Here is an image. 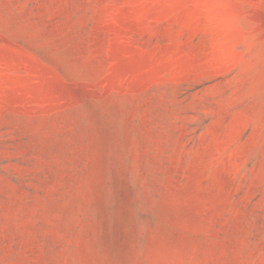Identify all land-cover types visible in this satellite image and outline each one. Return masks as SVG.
I'll return each mask as SVG.
<instances>
[{"label": "rangeland", "instance_id": "rangeland-1", "mask_svg": "<svg viewBox=\"0 0 264 264\" xmlns=\"http://www.w3.org/2000/svg\"><path fill=\"white\" fill-rule=\"evenodd\" d=\"M0 264H264V0H0Z\"/></svg>", "mask_w": 264, "mask_h": 264}]
</instances>
